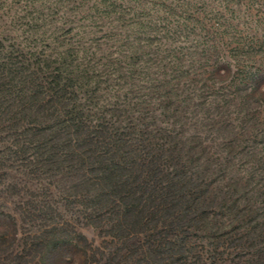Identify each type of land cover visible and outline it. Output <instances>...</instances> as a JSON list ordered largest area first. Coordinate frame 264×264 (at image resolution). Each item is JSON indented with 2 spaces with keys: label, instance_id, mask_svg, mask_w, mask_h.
<instances>
[{
  "label": "rangeland",
  "instance_id": "rangeland-1",
  "mask_svg": "<svg viewBox=\"0 0 264 264\" xmlns=\"http://www.w3.org/2000/svg\"><path fill=\"white\" fill-rule=\"evenodd\" d=\"M65 1L0 0L1 44L49 52L71 27L66 11L76 0ZM170 2H187L190 16L164 18ZM149 8L154 15L129 24L131 57L111 65L119 54L98 51L90 71L101 80L96 110L130 124L116 155L160 158L162 170L132 167L113 188L79 151L42 175H19V189L0 192V264H264V196L230 185L256 163L245 153L264 139V0ZM252 108L257 139H235L243 131L233 119Z\"/></svg>",
  "mask_w": 264,
  "mask_h": 264
},
{
  "label": "trees",
  "instance_id": "trees-1",
  "mask_svg": "<svg viewBox=\"0 0 264 264\" xmlns=\"http://www.w3.org/2000/svg\"><path fill=\"white\" fill-rule=\"evenodd\" d=\"M164 2L76 0V6L66 11V22L71 25L68 34L62 40L53 39L48 44L49 52L10 51L0 42V192L19 189L22 181L17 178L19 175H42L51 164L71 159L79 151L89 158L90 164H98L99 180L113 184V188L119 183L124 184L122 179L132 167L139 173L147 166L149 172L162 170L160 158L147 161L140 157L126 159L116 155V147L125 145L123 134L130 124L123 126L121 121L104 120L105 117L96 110L95 105L99 102L95 101V93L101 80L90 70L96 65L94 59H97L98 51L119 54L120 58L107 60L111 65L130 58L128 30L131 20L138 21L139 15L143 14L154 15L150 5H163ZM185 4L188 5L187 2L181 5L170 2L164 18L177 14L190 16ZM73 30L75 33L69 34ZM117 34H126L121 36L124 43H115ZM152 90L155 92L158 86ZM243 97L255 99L256 95L245 92ZM138 106L143 110L148 104L142 100ZM124 109V106L111 107L113 112ZM254 111L252 108L250 113L243 112L239 118L233 119L243 131L234 133L235 139L239 136L243 141L257 139L252 133L259 123ZM155 132L157 130L149 131L151 135ZM139 133L145 135L147 130L140 129ZM258 141L263 144L245 153L256 163L246 170L249 173L245 172L240 179L230 183L240 187L247 196H264V139ZM102 145L103 149L99 150ZM148 149L153 151L152 143H148ZM142 150L146 148L142 147ZM166 151L170 152V149ZM245 175L246 181L242 183ZM186 177L192 179L189 173ZM258 182L259 187L254 185L251 190L247 189L249 184Z\"/></svg>",
  "mask_w": 264,
  "mask_h": 264
},
{
  "label": "clouds",
  "instance_id": "clouds-1",
  "mask_svg": "<svg viewBox=\"0 0 264 264\" xmlns=\"http://www.w3.org/2000/svg\"><path fill=\"white\" fill-rule=\"evenodd\" d=\"M84 231L87 233V229H84Z\"/></svg>",
  "mask_w": 264,
  "mask_h": 264
}]
</instances>
